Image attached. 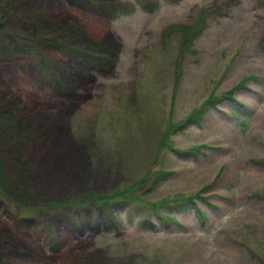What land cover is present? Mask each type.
I'll return each instance as SVG.
<instances>
[{
  "label": "rangeland",
  "instance_id": "1",
  "mask_svg": "<svg viewBox=\"0 0 264 264\" xmlns=\"http://www.w3.org/2000/svg\"><path fill=\"white\" fill-rule=\"evenodd\" d=\"M0 264H264V0H0Z\"/></svg>",
  "mask_w": 264,
  "mask_h": 264
},
{
  "label": "trees",
  "instance_id": "2",
  "mask_svg": "<svg viewBox=\"0 0 264 264\" xmlns=\"http://www.w3.org/2000/svg\"><path fill=\"white\" fill-rule=\"evenodd\" d=\"M192 205H193L192 207H194L193 209H194V213H195V214H198V215L204 216L203 213L201 212L200 208H198L197 205H196L195 203H192ZM49 243H50V242H49ZM49 243L47 244L48 247L51 246V244H49Z\"/></svg>",
  "mask_w": 264,
  "mask_h": 264
}]
</instances>
